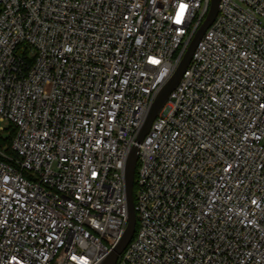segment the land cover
Here are the masks:
<instances>
[{"label":"built area","instance_id":"1","mask_svg":"<svg viewBox=\"0 0 264 264\" xmlns=\"http://www.w3.org/2000/svg\"><path fill=\"white\" fill-rule=\"evenodd\" d=\"M208 9L0 0V124L14 129L0 264H99L114 248L126 157ZM134 190L115 264H264V0H220L138 145Z\"/></svg>","mask_w":264,"mask_h":264},{"label":"water","instance_id":"2","mask_svg":"<svg viewBox=\"0 0 264 264\" xmlns=\"http://www.w3.org/2000/svg\"><path fill=\"white\" fill-rule=\"evenodd\" d=\"M219 3L220 0H209V9L204 21L196 31L185 53L180 59L174 73L156 94L154 101L152 102L150 109L145 117V120L136 135L134 145L128 152L123 171L125 199L127 205V226L117 244L99 264H115L118 257L122 254V252L125 250V248L128 246V244L133 238L136 228V216L133 210V187L138 145L143 142L145 136L148 134L151 128L154 119L157 117L158 113L168 101L171 92L179 84L183 74L186 71V68L188 67L191 61L196 46L198 45L204 33L211 26L218 14Z\"/></svg>","mask_w":264,"mask_h":264},{"label":"trees","instance_id":"3","mask_svg":"<svg viewBox=\"0 0 264 264\" xmlns=\"http://www.w3.org/2000/svg\"><path fill=\"white\" fill-rule=\"evenodd\" d=\"M9 136L7 138H3L0 133V149L5 150L6 153H10V145L12 138L14 136V129L10 126L8 129Z\"/></svg>","mask_w":264,"mask_h":264},{"label":"rangeland","instance_id":"4","mask_svg":"<svg viewBox=\"0 0 264 264\" xmlns=\"http://www.w3.org/2000/svg\"><path fill=\"white\" fill-rule=\"evenodd\" d=\"M0 126L3 127V129L5 130L3 133H1V136L3 138H7L9 136V132H8V129L9 127L11 126L10 123L8 122H5V123H1ZM135 194V190L133 191V195Z\"/></svg>","mask_w":264,"mask_h":264},{"label":"snow or ice","instance_id":"5","mask_svg":"<svg viewBox=\"0 0 264 264\" xmlns=\"http://www.w3.org/2000/svg\"><path fill=\"white\" fill-rule=\"evenodd\" d=\"M185 7H186V5H184V4H181L180 5V8H181V13L183 12V10L185 9ZM177 22H179V21H177ZM154 63H155V61H154Z\"/></svg>","mask_w":264,"mask_h":264}]
</instances>
